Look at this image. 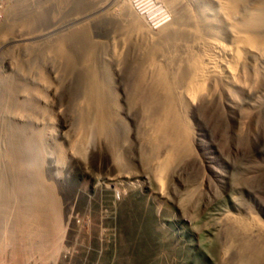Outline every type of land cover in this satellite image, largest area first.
<instances>
[{
  "label": "rangeland",
  "instance_id": "1",
  "mask_svg": "<svg viewBox=\"0 0 264 264\" xmlns=\"http://www.w3.org/2000/svg\"><path fill=\"white\" fill-rule=\"evenodd\" d=\"M52 1L16 0V22L7 23L8 16L0 17V83L15 77L17 69L28 71L39 52V67L33 73L43 71L37 78L46 80L45 93L51 103L47 115L51 126L46 135L53 145L51 151L43 149L42 178H31L38 190L32 213L21 218L16 206V229L8 220L6 228H0V264H239L240 257L250 251L248 244L253 240L249 238L255 237L252 233L249 237L235 222L253 217L264 224V63L247 58L240 78L244 87L255 92L251 102L256 106L244 105L242 110L230 112L217 97L198 111L190 110L188 118L196 133L191 139H200L191 140L189 153L173 155L175 162L159 177L155 168L166 157L169 145L155 136L161 155L148 161L144 143L153 141L154 134L143 117L145 104L139 100L144 97H139L135 87L145 82L152 68L137 71L134 67L137 55L147 59L151 45V33L138 29V23L152 29L129 0H55L50 21H22V13L33 5L45 9ZM223 2L180 0L177 9L187 5L186 10L197 14L201 25L215 28V19L218 23L224 20L218 12ZM260 2L264 8V0H247L249 7ZM167 4L172 11L170 26L179 14L169 0ZM224 24L221 41L225 44ZM69 35L75 38L69 39ZM97 50L105 55V64L100 61L99 69L100 64L105 65L115 83L119 116L131 127L127 141L117 148L122 164L105 134L87 129L83 133L76 125L81 116L74 111L75 105L88 88L89 65ZM146 69L149 73L141 82ZM239 90L234 89L239 99L250 98ZM72 149L78 151L73 157ZM61 157L65 158L62 163ZM55 168L62 170L61 175L55 174ZM27 201L25 205L30 206ZM262 259L251 264H264Z\"/></svg>",
  "mask_w": 264,
  "mask_h": 264
},
{
  "label": "bare ground",
  "instance_id": "2",
  "mask_svg": "<svg viewBox=\"0 0 264 264\" xmlns=\"http://www.w3.org/2000/svg\"><path fill=\"white\" fill-rule=\"evenodd\" d=\"M8 1V5L7 3L1 5L0 17L2 18L3 16L4 18V16H8L7 18L10 19L9 14L11 13L12 16H14L13 20H5L7 23L11 22V24H13L12 22H16V0ZM179 2L180 0H169L170 6L175 8L179 16L170 26H168V24L167 28L151 31L142 23H138L139 26L137 25L140 27L138 29H143L146 35L148 33L147 31L151 33V43L149 42L151 45L148 47L150 51L147 50L149 54L147 59L144 58L146 55L141 59V57L134 54L136 58L138 57L137 63H135L134 66L137 71H141L142 68L145 69V66L146 68L153 69H149L151 70L149 71L147 68V71L142 72L143 75L141 72H137L139 75L141 74V82L147 77V73H151L148 74L149 76L145 79L144 83L138 84V79H135L137 81L135 87L140 95L139 97H144L143 99H145V101L141 98V100H139L140 102L143 101L142 105L143 103L145 104V112H141H144L143 117L146 119L145 123H148V121L150 122L152 133L150 132L151 130L149 131L147 128L148 126L145 127L149 133L154 134V136L151 137L153 141L151 140V142L144 143L149 158L148 161L151 162L160 158L161 153L158 149L160 148L159 140L165 144V146H167L166 142H168L169 145L166 147L168 149L166 157L163 159L160 158L161 163L158 164L157 167L155 166V170L157 169L156 172H158L159 177H162L168 168L173 165V162H175L173 160L175 156L173 157V155H178L179 157V154L189 153L190 145H192L190 143L191 140H193L191 138L194 136L193 134H196L193 133L194 130H192L191 121L188 118V112L190 110L193 109L192 111H198L202 105L211 102L212 98L216 100L217 97L230 112L245 107L244 105L250 106L251 108L256 106L257 103H255V101H252L253 103L251 102V100L255 98V92H252L250 88L244 87L246 85L241 83L240 78L243 75L242 69L247 67L245 64L247 58H256V62L261 61L264 63V8L261 2L257 4L258 6L254 5L255 7H249L247 0H224L222 9L220 11L218 10V12L223 15L224 20L218 23L219 19H215V28H209L204 24L201 25L200 21L197 19L198 15L186 10L187 5L181 9H177ZM51 3L53 5L45 9L41 8V6L44 5H33V7H31L32 9L27 13H22V21L33 19L40 24L50 21L49 19L53 17L51 14L54 9L53 6L55 7L56 5L55 0ZM4 11L6 14H2ZM219 13H217V15ZM214 17L212 19H214ZM215 18H217V16ZM210 19L209 21H211ZM201 21L203 22L204 19ZM223 24L224 26L226 25L225 27L227 29V43L225 44L221 41ZM9 26L10 25H8V27ZM138 32L140 33L141 31ZM68 37L69 39L75 38L72 35ZM139 50L142 51L143 49ZM137 51L138 50H136V52ZM95 52H97V55L94 56L98 58H96L98 61L96 62L93 57L92 60H94V62L89 65L91 68V78L89 77L90 79L88 80V88L80 95V98L77 99L79 103L75 105L74 111L81 116L79 117V119H81L80 121L77 119L78 122L76 125L81 131L83 129H87L88 132L96 130L98 133L105 134L107 140L110 142L109 144H111L114 151H116V160L122 164L123 161H120L122 158L120 159L117 148L127 141L129 125H127L126 122L128 121H126V119L125 122L122 120L124 118L121 119L120 117L122 116H119L120 107L116 98L115 83H112V80L109 78L106 66L100 64L102 68L99 69L100 67L98 64L100 61L105 64V55L103 56L101 53L99 55L98 50ZM95 52L94 54H96ZM147 52H145V54ZM38 53L36 52L34 56L33 66H28V71L24 69L25 71L23 72L20 71L21 69H17L15 77L9 76L10 78H4V80L2 79L3 82L0 83V228L2 230L3 227L6 228L5 223L7 220L11 228L14 230L16 229V214H18L16 206L20 208L18 209L20 210L21 218L22 215L27 216L32 213L31 211H33L34 206H32V202L38 190L31 178H42L41 164L44 162L43 149L49 151L53 149V145H51L49 141L50 138L46 135L47 126H51L50 119L47 117L51 103H49L48 96L45 93L47 91V86L44 85V81L46 80L43 81V79L37 78V75L40 76L39 73L43 71H38V74L35 75V73H37L36 68L40 62L39 58L41 57L37 55ZM138 53L140 54L141 52L139 51ZM140 55L142 56L143 53ZM146 60L147 62H145ZM261 62L257 63L259 64ZM50 69L53 73L57 74V70L53 65H51ZM144 73L146 76H144ZM132 75L137 76L133 73ZM142 76L144 77L142 78ZM236 88L238 91H240L239 89L243 90L248 96L250 95V98H246L243 95L244 97L241 96L243 98L239 99V92L235 94L236 92L234 91ZM133 95L135 96V92L134 94L132 93L130 98H132ZM76 96L79 97L78 95ZM132 103L131 100V106H133ZM136 109L138 110L139 108ZM141 110H143V108ZM141 123L143 122L141 121ZM155 136L159 139L158 142ZM199 139L200 137L198 138V136L194 137L196 142L199 141ZM202 145H204V143ZM72 151L73 154L71 156L73 157L78 151L76 149L75 151L72 149ZM6 159H8V162ZM64 159L61 157L58 160H61L62 163ZM5 162L7 163L5 164ZM54 170L56 175H59L60 171L62 173V170H59V168H55ZM41 180L43 181V179ZM43 184L44 183H41L40 186L44 187L45 185ZM30 199L31 202H29ZM26 200H29L27 203H29L30 206L25 205ZM17 202L18 204H16ZM12 212H14V216H10ZM51 214L52 212L50 215ZM54 214L58 215L56 212ZM234 219L237 221L238 218L234 217ZM247 219L248 218H246V221L235 222L240 224L241 226H238L248 234L250 233L248 235L249 237L251 233L255 237H248L250 240H253L251 242L248 238L249 241L245 238V241L247 240L248 243L250 242L249 244L246 242L250 251L248 250V253L245 249L246 247H244L247 255L241 256L246 254L243 253L244 250L241 248L243 250L241 253L243 254L239 255V257L241 256L239 264H251L253 261L255 263L264 258V224L263 222H258V219L253 220V217V221H247ZM1 220H3V222ZM238 226L236 228H238ZM243 230L241 231L243 232ZM227 249L228 248H226V251ZM262 260L264 261V259Z\"/></svg>",
  "mask_w": 264,
  "mask_h": 264
},
{
  "label": "built area",
  "instance_id": "3",
  "mask_svg": "<svg viewBox=\"0 0 264 264\" xmlns=\"http://www.w3.org/2000/svg\"><path fill=\"white\" fill-rule=\"evenodd\" d=\"M134 11L141 16L152 30H157L169 24L172 20V11L167 0H129ZM8 4L7 0H0L1 5ZM1 12V9H0ZM1 15V13H0Z\"/></svg>",
  "mask_w": 264,
  "mask_h": 264
}]
</instances>
